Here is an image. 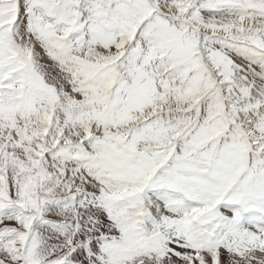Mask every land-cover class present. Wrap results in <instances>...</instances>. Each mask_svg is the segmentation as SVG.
<instances>
[{"label": "snow or ice", "instance_id": "6c2138e0", "mask_svg": "<svg viewBox=\"0 0 264 264\" xmlns=\"http://www.w3.org/2000/svg\"><path fill=\"white\" fill-rule=\"evenodd\" d=\"M0 264H264V0H0Z\"/></svg>", "mask_w": 264, "mask_h": 264}]
</instances>
